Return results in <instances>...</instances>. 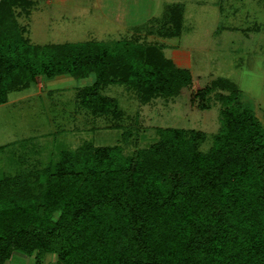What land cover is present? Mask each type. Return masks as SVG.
<instances>
[{"label":"trees","instance_id":"1","mask_svg":"<svg viewBox=\"0 0 264 264\" xmlns=\"http://www.w3.org/2000/svg\"><path fill=\"white\" fill-rule=\"evenodd\" d=\"M30 2L0 0V104L36 76L93 75L81 100L118 119L122 110L99 87L123 83L147 102L191 84L190 70L155 45L31 43L15 20L16 6ZM168 9L178 17L166 35L178 36L183 7ZM212 90L219 125L206 149L205 132L163 126L132 155L84 142L42 176L25 175L24 186L0 178V264L14 254L32 264L49 255L47 264H264V128L224 76L195 92L200 108Z\"/></svg>","mask_w":264,"mask_h":264},{"label":"rangeland","instance_id":"2","mask_svg":"<svg viewBox=\"0 0 264 264\" xmlns=\"http://www.w3.org/2000/svg\"><path fill=\"white\" fill-rule=\"evenodd\" d=\"M30 1L16 6L15 20L31 43L95 39L112 44L128 39L151 44L162 48L176 66L188 68L192 82L174 97L158 95L147 102L123 83L99 87L122 110L115 119L81 100L80 89L93 83V75L36 76L0 104V178H16L17 185L24 186L25 175L32 173L31 180L42 176L62 150L76 151L84 142L118 145L124 155H132L156 141L157 128L163 126L205 132L207 140L200 148L206 149L218 129L219 101L215 89L207 108H200L192 96L218 76L237 83L242 102L264 128V0ZM175 3L183 7V26L178 36L168 37L178 17L168 7ZM19 257L7 264H32ZM54 258L49 255L44 264Z\"/></svg>","mask_w":264,"mask_h":264},{"label":"crops","instance_id":"3","mask_svg":"<svg viewBox=\"0 0 264 264\" xmlns=\"http://www.w3.org/2000/svg\"><path fill=\"white\" fill-rule=\"evenodd\" d=\"M15 256H16V254L12 255L11 258H15L16 260H18L19 258H21V257H19V255L16 256V257H15ZM11 258H10V259H11ZM10 259H9V260H10ZM25 259H27V258H25ZM9 260H8V261H9ZM16 260H15V262H16ZM8 261H7V262H8ZM7 262H6V264H7ZM16 264H18V263L16 262Z\"/></svg>","mask_w":264,"mask_h":264}]
</instances>
